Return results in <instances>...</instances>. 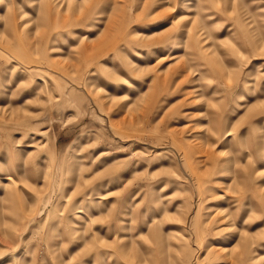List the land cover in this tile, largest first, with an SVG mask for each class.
Instances as JSON below:
<instances>
[{
	"label": "rangeland",
	"instance_id": "1",
	"mask_svg": "<svg viewBox=\"0 0 264 264\" xmlns=\"http://www.w3.org/2000/svg\"><path fill=\"white\" fill-rule=\"evenodd\" d=\"M0 264H264V0H0Z\"/></svg>",
	"mask_w": 264,
	"mask_h": 264
}]
</instances>
